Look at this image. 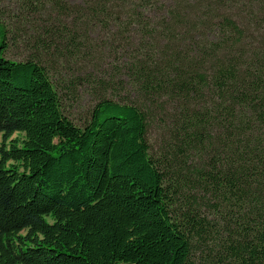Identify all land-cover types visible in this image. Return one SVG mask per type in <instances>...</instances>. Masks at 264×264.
I'll list each match as a JSON object with an SVG mask.
<instances>
[{"label":"trees","instance_id":"trees-1","mask_svg":"<svg viewBox=\"0 0 264 264\" xmlns=\"http://www.w3.org/2000/svg\"><path fill=\"white\" fill-rule=\"evenodd\" d=\"M84 5L70 30L119 39L141 100L99 98L81 128L0 23V264H195L207 237L224 264H264V0Z\"/></svg>","mask_w":264,"mask_h":264},{"label":"rangeland","instance_id":"rangeland-1","mask_svg":"<svg viewBox=\"0 0 264 264\" xmlns=\"http://www.w3.org/2000/svg\"><path fill=\"white\" fill-rule=\"evenodd\" d=\"M85 1L0 0V23L8 31L6 58L16 62L40 59L58 85L65 114L81 128L99 98L127 104L141 100L128 77L119 39L95 24L75 34L70 30L75 18H79L74 12L85 6ZM24 139L25 135L19 133L12 137L19 145ZM147 140L151 156L160 161L165 150L160 118L151 120ZM220 222L224 228V220ZM215 241L209 237L203 241L194 239L192 262L224 264Z\"/></svg>","mask_w":264,"mask_h":264}]
</instances>
